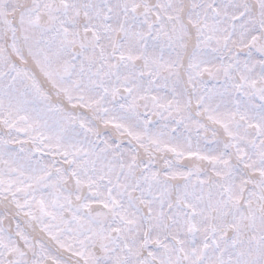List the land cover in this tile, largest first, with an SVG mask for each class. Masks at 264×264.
<instances>
[{"label":"snow or ice","instance_id":"6c2138e0","mask_svg":"<svg viewBox=\"0 0 264 264\" xmlns=\"http://www.w3.org/2000/svg\"><path fill=\"white\" fill-rule=\"evenodd\" d=\"M0 264H264V0H0Z\"/></svg>","mask_w":264,"mask_h":264}]
</instances>
